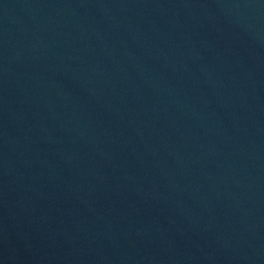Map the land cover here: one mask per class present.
<instances>
[{
    "label": "water",
    "instance_id": "obj_1",
    "mask_svg": "<svg viewBox=\"0 0 264 264\" xmlns=\"http://www.w3.org/2000/svg\"><path fill=\"white\" fill-rule=\"evenodd\" d=\"M0 264H264V0H0Z\"/></svg>",
    "mask_w": 264,
    "mask_h": 264
}]
</instances>
